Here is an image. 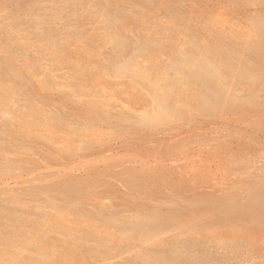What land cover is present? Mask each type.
Here are the masks:
<instances>
[{
  "label": "rangeland",
  "instance_id": "374dc122",
  "mask_svg": "<svg viewBox=\"0 0 264 264\" xmlns=\"http://www.w3.org/2000/svg\"><path fill=\"white\" fill-rule=\"evenodd\" d=\"M118 1L0 0V264H264V236L247 242L241 234L238 242L231 228L208 224L218 216L222 199L246 203L264 173V115L237 108L202 110L192 94L200 86L191 85L178 89H183V95L178 92L183 102L175 99L178 114L168 122L132 124L137 113L152 111L153 95L162 94L169 81H187V73L183 76L175 67L188 56L181 48L192 41L190 31L200 32L207 49L219 46L215 33L233 41L232 29L242 36L238 43L255 41L247 30L257 7L228 0ZM117 33L129 37L121 46L112 42ZM138 41L140 51L135 49ZM111 54L132 63L115 71L108 62ZM226 67L220 64V73L234 72ZM233 76L229 88L238 86ZM243 88L240 93H249ZM258 92L255 102L264 101ZM192 106L197 109L188 108ZM124 117L130 120L123 123ZM63 193L73 201L57 217L46 200L64 205ZM172 201L179 202L174 203L177 216ZM153 208L174 219L164 221L165 227L150 226L146 239L138 241L136 232L118 238L105 224L113 215L121 223H133ZM87 220L97 222L96 227ZM203 226L215 230L189 235L191 228Z\"/></svg>",
  "mask_w": 264,
  "mask_h": 264
},
{
  "label": "bare ground",
  "instance_id": "6f19581e",
  "mask_svg": "<svg viewBox=\"0 0 264 264\" xmlns=\"http://www.w3.org/2000/svg\"><path fill=\"white\" fill-rule=\"evenodd\" d=\"M118 1V0H117ZM148 1V0H147ZM147 1H145V2H147ZM199 1V0H198ZM229 2H230V4H233V3H236L237 4V2L238 3H240L241 5H246V4H253V5H255L256 7H257V12L255 13V14H253L254 15V17L253 18H251L252 20H250V22L252 21V23L250 24V22L248 23V24H250V25H248V32L250 31V35H251V33L253 32L254 33V35L256 36L255 37V41H248V42H244V43H238L237 41H236V38L238 37L240 40H241V38L240 37H242V36H240L239 37V35L238 34H236L235 33V31L233 32L232 30H231V32L235 35L236 34V36H234L233 34V38L235 39H233V41H231V37H230V39L227 41V39H226V37L227 36H225V35H223V34H219V33H215V34H217L216 35V41L217 40H219V46H217L216 47V45H215V47H213V49H207L206 48V45H205V42H204V40L205 39H203V37H200L201 35H200V32L198 31V30H192V31H190V34L191 35H193V39H192V41H188L189 43H184L183 44V48H181L182 49V53H183V55H184V57H185V55H188L187 57H185L186 59H184L183 58V60L181 59V63H177L176 65L178 66V64L180 65L179 67H175V68H173V69H175V71L176 72H179V73H182V74H185V75H183V76H186V73H187V76L185 77V78H187V81L186 82H184L185 83V86H182V85H184V83L183 82H178L177 83V79L175 80V79H172L171 81H174V82H171V81H169L170 83H167V79H166V85H165V87L162 89V94L161 93H159L158 92V94H160L158 97H156V94L155 93H153V94H155V95H153V96H155L154 97V106H151L153 109H152V111L151 112H146L145 110H144V112L143 113H135L136 115L135 116H133V117H135L136 119H133L130 115L132 114H128L127 116V118H132V120H133V122L134 123H132L133 125H135V122L136 123H138V124H140V125H146V124H148V125H152L151 123H158L159 121L161 122V121H164V122H168L171 118H169V119H167L168 117H170L171 115H174V113H175V111H176V109H175V106H179V104H177V105H175L176 103L174 102L175 101V99L176 100H179V94L183 91V89H182V91L180 92V91H178V89H181V88H183V87H185V88H187L188 86H200V89L199 90H197V92L195 91H193L194 89L193 88H191L190 89V92L191 91H193L194 93H192V94H194V96L196 97V105H197V107L198 108H200V109H202V110H206L205 108H208L209 110L210 109H212V111L214 110V111H219V112H223L224 113V111L225 110H227V109H230V108H237V109H240V111L241 110H251V111H256V113H260L261 115H264V101L262 100V102L260 101V102H258V101H256L255 102V97H256V94L258 95V93H260V92H258V91H262L263 93H264V0H228ZM116 2V1H115ZM119 2V1H118ZM132 2V1H131ZM143 2V1H142ZM127 3H129V2H127ZM135 3H137V2H135ZM141 3V2H140ZM148 3V2H147ZM181 3V2H180ZM14 4V7H15V2L13 3ZM116 4V3H115ZM121 4H123V2H121ZM175 4V3H174ZM182 4V3H181ZM236 4H234V5H236ZM111 5V4H110ZM109 5V6H110ZM114 5V4H113ZM118 5H120V4H118ZM141 5V4H140ZM144 5H146L145 3H144ZM179 6H180V4H178ZM177 6V5H176ZM175 6V7H176ZM237 6V5H236ZM235 6V7H236ZM120 7H122V6H119V8ZM139 7V6H138ZM229 7H231V6H229ZM136 8V7H135ZM135 8H133V9H135ZM143 8H144V6H143V4L140 6V13L139 14H142L143 15V13L144 12H146V11H143ZM146 8H148V7H146ZM184 8V7H183ZM187 8H188V6H187ZM228 8V7H227ZM122 9V8H121ZM126 8H124V9H122L123 11L125 10ZM177 9V8H176ZM189 9V8H188ZM187 9V10H188ZM7 10H9V9H7ZM17 10V9H16ZM127 10V9H126ZM136 10V9H135ZM143 11V13H142V11ZM186 10V9H185ZM11 11V10H10ZM14 11V10H13ZM132 11V10H131ZM138 11V12H139ZM112 12V11H111ZM119 12V11H118ZM125 12V11H124ZM107 13V12H106ZM229 13V12H228ZM111 14V13H110ZM120 14H122L121 12H120ZM123 14H125V15H127L126 13H123ZM135 14H136V12H135ZM139 14H137V15H139ZM172 14V13H171ZM107 15V14H106ZM113 15H117V14H113ZM124 15V16H125ZM129 15V14H128ZM127 15V17H129ZM189 15V14H188ZM108 16H109V14H108ZM107 16V17H108ZM106 17V18H107ZM119 17V16H118ZM136 17V16H135ZM138 17V16H137ZM178 17V16H177ZM182 17H183V15H182ZM111 17H109L108 19H110ZM130 18V17H129ZM171 18V17H170ZM178 18H180V16L178 17ZM36 19V18H35ZM132 19V18H131ZM130 19V20H131ZM175 19V18H174ZM180 19H182V18H180ZM233 18H231L230 20H232ZM38 20H39V18H38ZM184 20V19H183ZM173 21H175V20H173ZM49 22V21H48ZM35 23H38L39 24V22H37V21H35ZM50 23V22H49ZM48 23V24H49ZM110 24H112L111 22H110ZM159 25H161L160 23H158ZM157 24V25H158ZM239 24L241 25V23L239 22ZM238 24V25H239ZM39 25H41V24H39ZM38 25V26H39ZM158 25V26H159ZM243 25V24H242ZM11 26V25H10ZM162 26V25H161ZM233 26V25H232ZM244 26V28H246L247 29V25H243ZM167 27V26H166ZM230 27V26H229ZM235 27V26H234ZM12 28V27H11ZM160 29V28H159ZM164 29H165V27H164ZM226 29V28H225ZM224 29V31H226ZM243 29V28H242ZM241 29V30H242ZM155 30H157L158 31V29H155ZM191 30V29H190ZM156 31V32H157ZM161 31V30H160ZM159 31V32H160ZM237 31V30H236ZM246 30H245V32H247ZM252 31V32H251ZM120 32H122V31H120ZM128 32V31H127ZM162 32V31H161ZM231 32H227L226 33V35H228V33H231ZM239 32H241L240 31V29H239ZM242 32L243 33H245L244 32V30H242ZM153 33V31L150 33V34H152ZM119 34V35H118ZM128 34H129V32H128ZM128 34L126 35V33H125V35L124 34H122V33H117V36L115 37V39H113V43L115 44V45H123L125 42H127V39H126V37H128ZM154 34H155V32H154ZM158 33H156V35H157ZM160 34V33H159ZM248 34V33H247ZM144 35V34H143ZM249 35V34H248ZM253 35V36H254ZM150 36H152V35H150ZM158 36V35H157ZM161 36V35H160ZM215 36V35H214ZM231 36V35H230ZM213 37V36H212ZM211 37V38H212ZM129 38V37H128ZM237 38V39H238ZM140 39V38H139ZM149 39V38H148ZM154 39V38H153ZM152 39V40H153ZM251 39V38H250ZM131 40V37H130V39L128 40V41H130ZM141 40H143V38L142 39H140L139 41L140 42H142ZM212 40V39H211ZM243 40H244V38H243ZM245 40H247V39H245ZM249 40V39H248ZM139 41H138V43H139ZM146 41H148V40H146ZM150 41V40H149ZM213 41V40H212ZM235 41V42H234ZM239 41V40H238ZM136 42V41H135ZM154 42V41H153ZM152 42V43H153ZM143 43H144V40H143ZM147 43V42H146ZM151 43V42H150ZM155 43H156V41H155ZM183 43V42H182ZM136 44H137V42H136ZM154 44V43H153ZM217 44V43H216ZM131 45H132V43H131ZM147 45V44H146ZM146 45H144V46H146ZM142 46H143V44L141 43H139V45H137V47H135V46H133V47H135V49L137 50V51H140L141 49H143L142 48ZM114 47V46H113ZM116 47V46H115ZM181 47V46H180ZM113 49V48H112ZM117 50H119L120 48H116ZM180 49V50H181ZM115 50V49H114ZM121 50H123L122 48H121ZM121 50H119L118 52H120ZM126 50V49H125ZM124 50V51H125ZM179 50V51H180ZM225 51H227V53L225 52ZM3 52V51H2ZM115 52H117L116 50H115ZM117 52V53H118ZM181 52V51H180ZM121 53V52H120ZM130 53V52H129ZM3 54V53H2ZM119 54V53H118ZM123 54V53H122ZM128 54V53H127ZM4 55V54H3ZM2 55V56H3ZM112 55V54H111ZM119 55H121V54H119ZM131 55V54H130ZM113 58V55L112 56H109V58H108V62L109 63H111V69H113V70H115V71H118V72H122L129 64H131L132 63V61L130 60V59H121V58H123L122 56H121V60L118 58V60H116V57H114L113 59L115 60H113L112 58ZM4 58H6V56L4 57ZM131 58V57H130ZM111 59V60H110ZM132 60H134V59H132ZM175 61H178V60H176V59H174ZM180 60V59H179ZM175 61H174V63H175ZM183 61V62H182ZM170 62V61H169ZM185 62V63H184ZM171 63L174 65V63H173V60H171ZM171 63H169V64H171ZM186 65V66H190L189 68H187L186 66L184 67V65ZM227 64V67L229 68V70H230V68L231 69H233V71L234 72H232L231 70H230V72H228V73H226L224 70H222V71H224L225 72V74H223V72L222 73H220L221 72V70H219V66H220V64ZM166 64V63H165ZM162 65H163V63H162ZM156 66V65H155ZM160 66V65H159ZM172 66V65H171ZM224 66V65H223ZM223 66H221V67H223ZM226 66V65H225ZM157 67V66H156ZM166 67V66H165ZM168 67H169V65H168ZM168 67L165 69V71L168 69ZM220 67V68H221ZM226 67V71H228V68ZM153 69V68H152ZM157 70L159 69H161V68H156ZM156 69H154V70H156ZM162 70H164V68L162 69ZM173 71V70H172ZM155 72V71H154ZM163 72V71H162ZM162 72H160V73H162ZM140 73H142V72H140ZM229 73H232L234 76V78H235V80H236V82L235 83H233L234 84V86L237 84L238 86H236V87H230L229 88V85H228V83L231 81V76H232V74L231 75H229ZM142 74H144V72L142 73ZM142 74L141 75H139V77L140 76H142ZM157 74V73H156ZM226 74H228V75H226ZM145 75V74H144ZM143 75V76H144ZM157 76H159V73H158V75ZM230 77V78H229ZM184 78V79H185ZM234 78H233V82L235 81L234 80ZM230 79V80H229ZM168 80H170L169 78H168ZM176 81V82H175ZM184 81V80H183ZM164 84H165V82H163ZM231 83V82H230ZM229 83V84H230ZM232 84V85H233ZM187 85V86H186ZM231 85V84H230ZM150 86H151V84H150ZM155 86V85H154ZM163 86V85H162ZM152 87V86H151ZM240 87H246V89H245V91H248L249 93H246V94H243V93H240L239 91L241 90V89H239ZM251 88V89H249V88ZM190 88V87H189ZM189 88H187L188 90H189ZM198 88V87H197ZM243 88V89H244ZM152 89V88H151ZM193 89V90H192ZM248 89V90H247ZM154 90H156V88H154ZM157 90H159V89H157ZM250 90V91H249ZM161 91V90H160ZM176 91H177V93L178 92H180V93H178V95H177V93H176ZM185 91V90H184ZM189 92V91H188ZM182 94V93H181ZM185 94V93H184ZM190 94V93H189ZM183 95V94H182ZM181 95V96H182ZM183 97H186V96H183ZM190 97H192L193 98V96H191L190 95ZM262 97V96H261ZM257 98H259V96H257ZM184 99V98H183ZM189 99V98H188ZM262 98H260L259 100H261ZM180 100H181V98H180ZM180 100H179V102H180ZM190 100V99H189ZM258 100V99H257ZM185 101V100H184ZM195 101V100H194ZM178 102V103H179ZM181 102H183L182 100H181ZM180 102V103H181ZM192 102V101H191ZM190 103V102H189ZM193 103H195V102H192V105H193ZM182 104V103H181ZM188 104V103H187ZM81 105V104H80ZM183 105H186V104H184L183 103ZM195 105V104H194ZM190 106V105H189ZM82 107V106H81ZM185 107V106H184ZM183 107V108H184ZM196 108L195 106H192V107H188V108ZM86 107H84V109H85ZM177 108V107H176ZM182 108V109H183ZM187 108V107H186ZM89 109V108H88ZM91 109V108H90ZM197 109V108H196ZM200 109H198V110H200ZM92 110V109H91ZM179 110V109H178ZM231 110V109H230ZM125 111V110H124ZM179 111H181V110H179ZM178 111V112H179ZM187 111V110H186ZM240 111H238V112H240ZM245 111V112H246ZM89 112V111H88ZM87 112V108H86V113H88ZM131 111H129V113H130ZM182 112V111H181ZM180 112V113H181ZM206 112H209V111H206ZM229 112V111H228ZM242 112H244V111H242ZM244 112V113H245ZM85 113V112H84ZM85 113V114H86ZM120 113H121V111H120ZM179 113V114H180ZM183 113V112H182ZM241 113V112H240ZM93 114V113H92ZM91 114V116L93 117V115ZM121 114H123V113H121ZM175 114H178L177 113V111H176V113ZM89 115H90V112H89ZM125 115V114H124ZM123 115V116H124ZM259 116L261 119H262V116ZM87 116H88V114H87ZM122 116V117H123ZM175 116H177V115H175ZM175 116H173V117H175ZM43 117V116H42ZM89 117V116H88ZM172 117V116H171ZM258 117V118H259ZM44 118V117H43ZM126 117H124V118H122L121 119V121H124V120H130V119H127ZM260 118H259V120H260ZM55 119V118H54ZM60 119V118H59ZM58 119V120H59ZM166 119H167V121H166ZM264 119V118H263ZM262 119V120H263ZM46 119H44V122H46L45 121ZM53 120V119H52ZM119 120V119H118ZM57 121V120H56ZM59 121H62V120H59ZM51 122V121H50ZM49 122V124H51ZM39 123V125H40V121L38 122ZM48 123V122H47ZM46 123V124H47ZM55 123H57V122H55ZM118 123H120L119 121H118ZM122 123V122H121ZM123 123H125V121L123 122ZM122 123V124H123ZM130 123V122H129ZM259 123V122H258ZM43 124V123H42ZM41 124V126H45V125H42ZM45 124V123H44ZM48 124V126H50ZM53 125H54V123H52ZM59 124V123H58ZM58 124H56V125H58ZM52 125V126H53ZM55 125V126H56ZM129 125H131V123L129 124ZM263 125V124H262ZM47 126V125H46ZM47 126V127H48ZM119 126H120V124H119ZM125 126V125H124ZM128 126V125H127ZM53 128H55V127H53ZM57 128V127H56ZM58 130V129H57ZM55 131H56V129H55ZM83 142V141H82ZM81 142V143H82ZM89 146V145H88ZM259 178H258V180L255 182V184L252 186V188L249 190V199H248V201L246 202V203H233V201H232V203H231V201H229L228 199H222V202H221V204L223 205L221 208H220V211H218V216L215 218V219H213V220H211L210 221V223L208 222V224L209 225H218V226H220V227H225L224 229H226V228H231V229H229V233L232 235L231 237H235V239L237 240V238H242V235H245L246 236V238L248 239V241L247 242H249V240L251 241L252 239H251V237L253 238V236L256 238V239H258L257 238V235H261V237L262 236H264V173L262 174V175H260V176H258ZM77 187V186H76ZM75 187V188H76ZM71 188H74V187H71ZM88 189V188H87ZM72 190V189H71ZM77 190V189H76ZM86 190V189H85ZM51 191V190H50ZM68 192V191H67ZM48 193V192H47ZM51 193V192H50ZM72 194V193H71ZM48 196V195H47ZM54 196H55V194H54ZM53 196V197H54ZM46 197V196H45ZM62 198V197H61ZM48 199V198H47ZM55 199V198H54ZM79 200V199H78ZM179 200V199H178ZM211 200V199H210ZM63 203L62 204H64V205H60V203H61V201H60V203L58 204V202H56V201H54V200H46V202H47V205H52V206H50V207H53L54 209H55V211H57V217H58V212L59 211H63V210H65V208L66 207H64V206H66L65 204H67V203H71L72 204V201H73V199L72 198H68V197H66L65 196V193H63ZM75 201H77V200H75ZM207 201V200H206ZM220 201H221V199H220ZM216 202V201H215ZM76 203V202H75ZM172 203H173V201H172ZM174 203H179L178 201L177 202H174ZM174 203H173V205H174ZM181 203H183V202H181ZM219 203V202H218ZM70 204V205H71ZM79 204V203H78ZM187 204V203H186ZM68 205V204H67ZM69 205V206H70ZM77 205V204H76ZM176 205V204H175ZM175 205L174 206H172V209H171V211L173 212V213H176L175 215L177 216V212H179V209L178 208H176L175 207ZM202 205H205V204H202ZM79 206V205H78ZM52 208V209H53ZM69 208V207H68ZM73 208V207H72ZM102 208V207H101ZM104 208V207H103ZM109 208V207H108ZM143 208V207H142ZM211 208H212V206H211ZM216 208V207H215ZM54 209H53V211H54ZM68 210V209H67ZM67 210L65 211V212H67ZM219 210V209H218ZM73 211V210H72ZM142 211V210H141ZM153 212L150 214V215H148V216H142L140 219H138L137 221H135V222H127L126 220V223H121V222H123V221H118V219H117V217L115 216V215H113L110 219L108 218V220L105 222V220H104V222H105V224H107V222L109 223V225H111V227H113L116 231H117V236H118V238L120 237H126L125 239H127V236H129L130 235V233L132 232V234H133V232H136L135 233V236L134 237H137V239H138V241L139 240H141V238L143 237V238H145L146 236H145V232H147V229H149L150 228V226L152 227L154 224H156V225H161L162 227H165L166 226V224H164L165 222L164 221H166L167 220V222H168V220H170L171 222L173 221V219L174 218H172V217H163V216H160V214L159 213H161V212H159L158 211V208H153V210H152ZM143 212V211H142ZM190 212V211H189ZM198 212H199V210H198ZM198 212H196V211H194V212H192V213H198ZM216 212V211H215ZM59 213H61V212H59ZM64 213V212H63ZM81 213V212H80ZM79 213V214H80ZM97 213V212H96ZM192 213H191V215H192ZM66 214V213H65ZM67 214H69V212L67 213ZM66 214V215H67ZM120 214V213H119ZM61 215V214H60ZM64 214H62V216H63ZM195 215V214H194ZM65 216V215H64ZM80 216H82V215H79V218H80ZM98 216V215H97ZM120 216V215H119ZM83 217H84V215H83ZM135 217V216H134ZM85 218H89V217H86V215H85ZM132 218V217H131ZM137 218H139L138 216H137ZM177 218V217H176ZM175 218V219H176ZM58 219V218H57ZM80 219H82V218H80ZM83 220H84V218H83ZM181 220L183 221L184 219H182L181 218ZM181 220H179V221H181ZM80 221V220H79ZM179 221H177V222H179ZM185 221V220H184ZM184 221H183V223H184ZM81 222V221H80ZM85 222H86V220H85ZM87 222H88V224H90L89 222V220H87ZM177 222H175L174 221V223H177ZM82 223V222H81ZM97 223V222H96ZM96 223H94V224H96ZM100 223H101V221H100ZM168 223H170V222H168ZM92 224H93V222H92ZM92 224H90V226L92 225ZM93 224V225H94ZM162 224H164L165 226H163ZM177 224H179V223H177ZM181 224V223H180ZM87 225V224H86ZM92 225V226H93ZM108 225V226H109ZM172 225V224H171ZM176 225V224H175ZM184 225V224H183ZM204 225V224H203ZM206 225V224H205ZM160 226V227H161ZM240 226V227H239ZM93 227H96L95 225L93 226ZM158 228L159 230L158 231H160V229L162 228ZM197 227V226H196ZM215 227V226H214ZM241 228V230L240 231H242V232H240V231H238L239 229H235V228ZM109 228V227H108ZM156 228H157V226H156ZM177 228V227H176ZM175 228V229H176ZM211 228H213V227H211ZM216 229H217V226L215 227ZM139 229L142 231V233H140L139 235L137 234L138 232L137 231H139ZM154 229V228H153ZM166 229V228H165ZM190 229V228H189ZM200 229V228H199ZM198 228H195V227H193V228H191L190 230H189V235H195V234H197V233H204V234H206V235H209L210 233H209V231H211V230H215L214 228L213 229H211L210 230V228H209V226H203L201 229L203 230V232H201L200 230H199ZM220 230H221V228H219ZM217 230V232L219 231V235H220V230ZM224 229H222L223 231H224ZM111 230H113L112 228H111ZM163 231V230H162ZM222 231V232H223ZM226 231V230H225ZM227 231H228V229H227ZM245 231V233L243 234V232ZM111 232V231H110ZM140 232V231H139ZM148 232H150V231H148ZM151 232H153V231H151ZM155 232V231H154ZM164 232V231H163ZM216 232V231H215ZM216 232V233H217ZM221 232V233H222ZM184 233H186V232H184ZM187 233V234H188ZM208 233V234H207ZM212 233L214 234V232L212 231ZM225 235H226V233H228V232H223ZM27 234V233H26ZM136 234H137V236H136ZM183 234V233H182ZM187 234H185V235H187ZM242 234V235H241ZM29 235V234H28ZM113 236H114V233L112 234ZM111 235V236H112ZM134 235V234H133ZM147 235V234H146ZM150 235V234H149ZM149 235H148V237H149ZM184 235V234H183ZM184 235V236H185ZM188 235V236H189ZM224 235V236H225ZM153 236V235H152ZM178 236V235H177ZM203 236V235H202ZM221 236H223L222 234H221ZM227 236V235H226ZM31 236H29L28 238H30ZM114 237H116V236H114ZM124 237H123V239H124ZM133 237V238H134ZM179 237V236H178ZM187 237V236H186ZM230 237V235L227 237L228 239H230L229 238ZM32 238V237H31ZM34 238V237H33ZM131 238V237H130ZM191 238V237H190ZM206 238H208V237H206ZM210 238V237H209ZM216 238V237H215ZM245 238V237H244ZM146 239V238H145ZM196 239H197V237H196ZM26 240V239H25ZM29 240V239H28ZM120 240V239H119ZM233 240H234V238H233ZM241 240V239H240ZM245 240V239H244ZM259 240V239H258ZM257 240V241H258ZM20 241V240H19ZM122 241V240H121ZM129 241V240H128ZM137 241V240H136ZM137 241V242H138ZM144 241V240H143ZM235 241V240H234ZM234 241H233V243H234ZM238 241V240H237ZM242 241H243V239H242ZM253 241H256L254 238H253ZM1 242V241H0ZM24 242L25 241H22V243L24 244ZM223 242V241H222ZM239 242V241H238ZM246 242V243H247ZM7 243H9V242H6L5 244L6 245H8ZM13 243V242H12ZM15 243V242H14ZM22 243H21V245H22ZM26 243H27V241H26ZM161 243V242H160ZM244 243V242H243ZM257 243V242H256ZM262 244H264V241L263 242H261ZM164 244V243H163ZM248 244V243H247ZM3 245V244H2ZM18 245H20V244H17V246ZM20 245V246H21ZM25 245V244H24ZM52 245V244H51ZM216 245V244H215ZM251 245V244H250ZM14 246H16V245H14ZM27 246H29V244L27 245ZM26 246V247H27ZM33 246V245H32ZM54 246V245H53ZM224 246V245H223ZM236 246V245H235ZM253 246H254V244H253ZM262 246V245H261ZM23 247V246H22ZM47 247V246H46ZM162 247V246H161ZM184 247V246H183ZM228 247H229V245H228ZM233 247V246H232ZM254 247H257L256 246V244H255V246ZM27 248H29V247H27ZM38 248H39V246H38ZM41 248V247H40ZM221 248V247H220ZM65 249V248H64ZM218 249V248H217ZM230 249V248H229ZM232 249V248H231ZM234 249V248H233ZM8 250V249H7ZM19 250H20V247H19ZM23 250V249H22ZM29 250V249H28ZM46 251V254H47V250L48 249H45ZM56 250H57V247H56ZM258 250V249H257ZM3 251V250H2ZM1 251V248H0V253L2 252ZM37 251V250H36ZM50 251V250H49ZM51 251H54L53 249L51 250ZM169 251V250H168ZM174 251V250H173ZM6 252V251H5ZM4 252V253H5ZM170 252V251H169ZM177 252V251H176ZM175 252V253H176ZM236 252V251H235ZM234 252V253H235ZM3 253V255L5 256V254H7V253H5L4 254ZM9 253H11L10 251H9ZM8 253V254H9ZM50 253V252H49ZM48 253V255H50ZM54 253H56V252H54ZM215 253H216V249H215ZM227 253V252H226ZM238 253V252H237ZM256 253V252H255ZM18 254H21L20 253V251H19V253H17L16 255V257H18V259L17 260H19L20 258H19V256H18ZM45 254V255H46ZM165 254V253H164ZM202 254V253H201ZM213 254V253H212ZM241 254V253H240ZM2 255V254H1ZM9 255H11V254H9ZM8 255V256H9ZM55 254H53V256H54ZM141 255V254H140ZM230 255V254H229ZM142 256V255H141ZM150 256V255H149ZM207 256V255H206ZM205 256V257H206ZM224 256H227L226 254H224ZM234 256H237V255H234ZM241 256V255H240ZM6 257V256H5ZM5 257H3V258H5ZM10 257H12V256H10ZM146 257V256H145ZM144 257V258H145ZM151 257V256H150ZM187 257V256H186ZM186 257H185V259H186ZM232 257H233V255H232ZM241 257H243V256H241ZM7 258V257H6ZM6 258H5V260H6ZM9 258V257H8ZM7 258V259H8ZM13 258V257H12ZM47 258H49L48 256H47ZM143 258V259H144ZM182 258V257H181ZM187 258H189V257H187ZM197 258V257H196ZM195 258V259H196ZM200 258V257H199ZM203 258V257H202ZM207 258V257H206ZM211 258V257H210ZM0 259H1V257H0ZM146 259V258H145ZM212 259V258H211ZM2 260V259H1ZM148 260H150V259H148ZM165 260V259H164ZM187 260V259H186ZM190 260V259H189ZM201 260V259H200ZM210 260V259H209ZM13 261H14V259H13ZM20 261V260H19ZM174 261V260H173ZM179 262V261H178ZM178 262H177V264H178ZM163 263V262H162ZM179 263H181V261L179 262ZM195 263V262H194ZM197 263V262H196ZM203 263V262H202ZM201 263V264H202ZM175 264V263H174Z\"/></svg>",
  "mask_w": 264,
  "mask_h": 264
}]
</instances>
